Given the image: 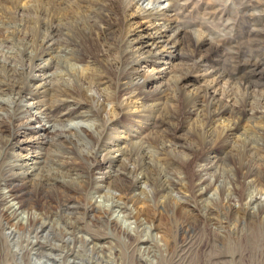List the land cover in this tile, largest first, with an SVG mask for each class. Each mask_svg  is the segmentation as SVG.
<instances>
[{"label": "rangeland", "instance_id": "rangeland-1", "mask_svg": "<svg viewBox=\"0 0 264 264\" xmlns=\"http://www.w3.org/2000/svg\"><path fill=\"white\" fill-rule=\"evenodd\" d=\"M179 9L184 21L182 27L189 22L195 30L213 37L215 44L223 50H230L234 45L241 51L246 47L256 51L259 61L264 60V16H250L253 8L246 9L239 0H218V4L212 0H198ZM127 19L102 0H0V80H7L5 67L15 71L23 66V69L27 68L22 51H33L34 48L48 51L47 58L55 57L56 71L61 74L52 81L51 93L43 94L40 100L48 106L58 105L53 92L59 90L62 93L61 89L68 92V88H64L67 86L72 88L79 112L100 113L107 143L124 148L123 161L119 162V158L105 169L111 177H125L128 169L142 162L146 153V163L160 164L153 170L148 165L147 171L154 180H163L173 187L176 177L182 179L175 190L163 194L160 199L140 192L132 208L147 211V217L141 214L143 223L155 227L150 232L138 228L140 239L150 243L149 247L138 244L135 248L144 264H264V211L259 206L257 216H251L246 209L248 197L264 192V104L260 103L257 94L250 95L241 86L226 80L220 83L217 101H210L204 88L211 78L210 74H205V70L209 71L202 62V55L209 48L196 54L188 38L177 45L168 64H163L166 60L161 59L149 64L144 71L133 66L126 52L127 43L134 37L135 24L142 20L139 16L133 22H127ZM50 27L58 32L55 37L52 34L48 47L40 48V41L50 35ZM249 28L260 33L253 35ZM234 65H222L220 69L229 72ZM161 67H170V70L151 85L138 88L139 79L147 75L145 71ZM8 72L11 77L14 71ZM185 74L191 86L178 92L174 84ZM247 98L251 114L243 118L236 114L212 117L215 109L227 107V104H238L239 107ZM6 113V109L0 111V116L9 120ZM49 126L56 133L48 134L32 148V152L40 154L38 166H44L50 157L62 151L66 153L64 161L68 166L80 168L84 161L78 158L79 152L94 150L90 133L81 135L68 127V122L59 123L55 119H51ZM120 136L125 140L120 141ZM209 149L215 152L217 159L213 168H208L210 162L205 159ZM188 156L191 161L187 163ZM173 161L179 163L178 167L171 165ZM208 183H211L210 187ZM205 185L212 192L214 190L213 200L204 195L196 197L197 186L208 189ZM151 186L149 190H152ZM59 197V203H63L64 198ZM20 200L26 212L19 214L20 220H15L17 225H7L0 216V247H4V232L9 229L14 228V238H17H13L12 244L9 242L7 250L2 248L0 264H25L23 255L16 256L25 244V229L32 225L34 230V225L48 223L50 219L59 222L63 215L57 202L49 198L34 200L29 189ZM88 201L89 196L77 198L81 206ZM108 201L111 202L101 200V206H110ZM165 204L167 208L162 210ZM118 221L127 232H135L136 225L131 220L118 215ZM44 232H47L48 240L53 238L52 230ZM105 232L111 234V238L100 241L104 247H115L123 254L122 235L112 230L105 229ZM108 248L106 258L115 260L119 253L110 248L108 251ZM146 251H149L147 255Z\"/></svg>", "mask_w": 264, "mask_h": 264}, {"label": "bare ground", "instance_id": "bare-ground-1", "mask_svg": "<svg viewBox=\"0 0 264 264\" xmlns=\"http://www.w3.org/2000/svg\"><path fill=\"white\" fill-rule=\"evenodd\" d=\"M102 1L112 6L115 12H120L124 20L128 17L127 22H133L135 17H141L142 21L135 24L134 37L127 43L126 52L130 55L133 66L144 71L149 64H155L161 59L166 60L163 64H168L169 58L174 57L172 52L177 51V45L188 38L190 47L196 54L209 48L206 50V54L202 55V62L210 72L204 71L207 76L210 74L211 78L204 88V93L210 98V101H217L220 83L226 80L229 83H236L241 86L250 95L257 94L260 103L264 104V60L259 61L256 58V51H251L246 47H243L241 51L235 45H231L230 50H226V48L223 50L222 46L215 44L213 37L200 33L198 29L195 30V26L191 23L185 22L184 26H181V22L184 21L179 8L191 2L197 3L198 0ZM212 1L218 4V0ZM239 2L240 5H244L248 10L253 8L254 11L250 16H264V0H239ZM129 12L132 13L128 15ZM50 28L51 36L49 35L40 41V48L52 40V34L54 37L57 34L58 30ZM249 32L253 35L260 33L259 30L253 28H249ZM22 54L26 56L27 68L23 69V66L20 70L15 71L10 69V67H5L7 70L4 76L7 80H0V111H5L6 109V114L9 116V120L0 116V216L7 222V225L8 223L17 225L15 220H20L19 214L26 212V207L22 205L23 202L20 199L28 189L34 200L49 198L57 202V208L63 215L60 217L59 222L52 219L48 223H42L41 221V225H34V230L32 225L28 223L29 229H25V244L22 248L20 247L21 250L16 256L19 258L23 255L25 264H144L142 259L137 256L135 248L138 244L149 247L150 243L148 240L140 239L138 228L142 227L140 230L146 229L150 232L155 227L152 224L144 225L141 214L147 217V211H134L132 208L135 206L140 192H146L147 196L151 198L153 196L160 199L163 194L169 191L172 192L174 187L182 182V179L176 177L177 180H174L173 187L166 185L163 180L157 178L154 180L147 171L148 165L153 170L154 167L158 168L160 164L154 166V164H151L152 162L146 163V153L143 154L142 162L128 169L129 171L125 177H111L105 169L114 165L119 158V162L123 161L122 149L124 148L119 144L111 146L107 143L106 130L100 113L79 112L78 102L72 96V88L67 86H64V88H68L69 93L65 92L66 89H61L62 93L58 92L59 90L53 92L55 94L53 96L57 98V108L55 105L48 106L43 103L40 98L48 91L51 93L50 86L53 83L52 81L61 74L56 71L57 61H55V57L47 58L50 53L41 49L36 50L34 48L33 51L26 49L22 51ZM233 63L235 65L229 72L220 69L222 65L228 66L230 64L231 66ZM9 70L14 71L11 77H9ZM169 70L170 67H161L145 71L147 75L145 78L139 79L138 88L143 89L151 85ZM187 78V74H185L176 80L174 85L178 92L181 90L185 91L191 86ZM4 96L7 97L3 98ZM248 101V98L244 99L239 107L236 106L238 104H231L230 106L227 104V107L215 109L212 112V117L219 118V116L225 114H236L243 118L251 114ZM55 109L56 112L54 111ZM51 119L53 121L55 119L59 123L68 122V127H73L81 135L85 132L90 133L91 140L95 144L94 150L90 152L92 149L90 150L89 148L90 151H78V158L80 161H84L80 168L68 166V163L66 164V161H64L66 153H62V151L59 154L53 155L52 153L53 156L50 157L44 166H38L41 164L39 160L40 154L32 152V148L35 144L42 142L43 138L48 134L56 133L52 127L53 125L49 126ZM119 140L125 139L120 136ZM205 159L210 162L208 168H213L216 165L217 159L213 150H207ZM190 161L191 157L188 156L186 162ZM178 164V162L173 161L171 165L178 167ZM151 184L152 190H149L151 189L149 187ZM208 184L206 185L210 187L211 183ZM209 187L204 189L203 186L202 189L197 186L195 190L196 197L204 195L207 199L213 200L215 193ZM109 189H112V191L107 194L106 192ZM59 196L64 198L63 203H59ZM83 196H89V201L85 206L77 203V198ZM103 199L111 200V202L108 201L111 203L110 206L103 208L101 206V203L104 202H101ZM259 206L261 211H264V192L248 197L246 209L249 215L257 216ZM166 208L167 204L162 206V210H166ZM118 215L126 220H131V223L136 225L135 232L131 233L123 229L119 225L120 223L118 224ZM86 219H89L91 224ZM36 223L37 219L34 220V224ZM13 229L4 232L6 246L4 244V247H0V253L3 250L2 248L7 250L8 246L12 244L11 242L14 238ZM46 229L53 231L51 240H48L47 232H44ZM105 229L106 231L112 230L119 233L123 237V243L125 242L123 254L115 247H109L119 253L116 255L115 260L106 258L108 246L104 247L100 242L111 238V234L105 232ZM11 237L12 239L10 240ZM39 238L42 239L40 240ZM14 239L16 240L17 238ZM13 244H15V241H13ZM154 245L155 243L151 246ZM148 253L146 251V255ZM153 256L155 258V254H152Z\"/></svg>", "mask_w": 264, "mask_h": 264}]
</instances>
